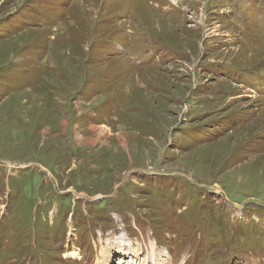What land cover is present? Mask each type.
Here are the masks:
<instances>
[{"label":"rangeland","instance_id":"obj_1","mask_svg":"<svg viewBox=\"0 0 264 264\" xmlns=\"http://www.w3.org/2000/svg\"><path fill=\"white\" fill-rule=\"evenodd\" d=\"M0 264H264V0H0Z\"/></svg>","mask_w":264,"mask_h":264},{"label":"bare ground","instance_id":"obj_2","mask_svg":"<svg viewBox=\"0 0 264 264\" xmlns=\"http://www.w3.org/2000/svg\"><path fill=\"white\" fill-rule=\"evenodd\" d=\"M175 1V0H174Z\"/></svg>","mask_w":264,"mask_h":264},{"label":"trees","instance_id":"obj_3","mask_svg":"<svg viewBox=\"0 0 264 264\" xmlns=\"http://www.w3.org/2000/svg\"><path fill=\"white\" fill-rule=\"evenodd\" d=\"M161 242V241H160Z\"/></svg>","mask_w":264,"mask_h":264}]
</instances>
